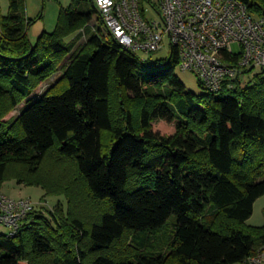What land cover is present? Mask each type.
<instances>
[{"label":"trees","instance_id":"1","mask_svg":"<svg viewBox=\"0 0 264 264\" xmlns=\"http://www.w3.org/2000/svg\"><path fill=\"white\" fill-rule=\"evenodd\" d=\"M241 1L264 16V0ZM33 22L27 0L1 14L0 191L16 180L58 201L0 230V264H249L264 250L248 222L264 195V68L197 94L176 54L150 65L105 34L94 0L62 6L35 41Z\"/></svg>","mask_w":264,"mask_h":264},{"label":"built area","instance_id":"2","mask_svg":"<svg viewBox=\"0 0 264 264\" xmlns=\"http://www.w3.org/2000/svg\"><path fill=\"white\" fill-rule=\"evenodd\" d=\"M106 28L125 48L150 54L165 47L178 56L183 71L199 75L218 92L247 70L264 68V16L251 13L241 0H94ZM157 19L150 18V9ZM1 23V12H0ZM30 198L0 192V224L8 235L19 233L33 209ZM264 264V250L249 259Z\"/></svg>","mask_w":264,"mask_h":264},{"label":"rangeland","instance_id":"3","mask_svg":"<svg viewBox=\"0 0 264 264\" xmlns=\"http://www.w3.org/2000/svg\"><path fill=\"white\" fill-rule=\"evenodd\" d=\"M73 0H27V12L29 15L33 17L39 16L41 13L45 16V21L48 24L49 30H54L56 27V24L58 22V17L60 14L61 7H67L72 3ZM156 4H158L157 0H154ZM148 8L150 9V12L148 13V16L153 19H157L158 15L156 14L153 7L150 5V3H146ZM9 0H2V12L3 14H6L9 10ZM94 23V21H92ZM98 26H101L104 33L108 34V29L103 23H98ZM85 39V37L83 38ZM82 39V40H83ZM137 54L143 58L147 64L150 65H156L160 61L166 58H170L172 56V50L169 46L168 39L165 41V47L162 49H159L155 52H152L150 54H146L145 52L139 51ZM70 58V56H69ZM67 57V59H69ZM159 61V62H158ZM260 71V69L256 68L250 75H253V73ZM178 76L183 81V83L186 85V87L197 93L201 94L204 92H208L207 89H203L200 86V77L194 72L191 71H183L180 67L176 70ZM62 75L56 76L57 79L61 78ZM56 79V80H57ZM56 80H49V82L52 81L54 84ZM248 82V75H245L243 77V83L246 84ZM52 84V85H53ZM69 85V82L67 79L60 80L57 87L53 88V93H60L63 89H65ZM51 87V86H50ZM44 88H39L38 93H43L45 90ZM37 96H40L36 94ZM19 106L16 110L12 111L14 115L19 113ZM12 112L7 116L10 117L12 115ZM154 127L159 130L161 133L164 134H170L174 132V125L167 122H157L155 123ZM8 196H11L13 198H30L34 203L35 207L40 209H49L54 207L55 203L58 201L57 196H49L46 198V201H42V197L44 195V191L41 187L38 186H30L26 184H19L16 180H8L3 183L2 190L0 191ZM45 202V203H44ZM0 230L3 232H7L8 228L4 224H0ZM23 264H27L26 262H23ZM239 264V263H237Z\"/></svg>","mask_w":264,"mask_h":264},{"label":"crops","instance_id":"4","mask_svg":"<svg viewBox=\"0 0 264 264\" xmlns=\"http://www.w3.org/2000/svg\"><path fill=\"white\" fill-rule=\"evenodd\" d=\"M8 10H9V7H8ZM0 12H1L2 15H5L2 12V0H0ZM28 16L30 18L34 19V22L30 26V29H29V36H30V38L33 41H35L45 30L46 31H51V30H49L48 24L45 21V16L42 13L39 16H37V17H33V16L29 15V14H28ZM93 21H94V23H91V24L92 25H95L96 18ZM69 56H68V58H69ZM69 59H67V57H66L65 60L63 61V63L68 62ZM56 76L57 75H54L49 80H53V81L56 80ZM49 80L45 81L40 87H38L37 90H36V92L38 93V89L41 88V87L44 88L43 90L48 89L53 84L52 81L49 82ZM11 116H14V113L13 112H12V115H10V117ZM10 117H7L6 119H8ZM248 222L250 224H252V225H262V224H264V195L261 196V197H259L256 200V202L254 204V212H253V215L250 217V219L248 220Z\"/></svg>","mask_w":264,"mask_h":264}]
</instances>
